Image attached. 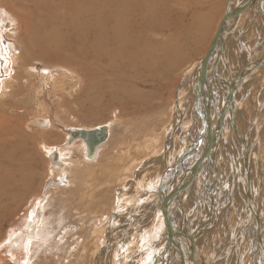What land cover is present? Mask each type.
<instances>
[{
    "label": "rangeland",
    "instance_id": "1",
    "mask_svg": "<svg viewBox=\"0 0 264 264\" xmlns=\"http://www.w3.org/2000/svg\"><path fill=\"white\" fill-rule=\"evenodd\" d=\"M18 1H20L21 6L27 7L28 11L20 13L19 17L15 18L16 16L12 17L11 12L17 10ZM18 1L14 2L15 5H11L8 0H0V81L9 79L15 73L19 76V80L17 79L19 82L14 81L11 83L13 89L10 93L11 85L4 95H1L0 92V116L7 123L5 129L11 130L14 127L16 129L14 133L8 136L4 133L6 139L3 142V147L10 158V162L4 159L5 153L0 150V172L11 167L13 171L22 177V180H25L28 175L34 177L28 189L16 193L17 198H8L9 212L6 217H0V264H26L27 259L29 264H101L105 258L110 261L109 264H130L135 255L137 258L143 252L137 236L141 237L140 241L150 250L149 264H161L164 260L167 261L166 257L172 245L164 239L166 236V234L164 236L165 227L164 221L162 226L160 224L159 208L156 207L154 212L151 210L150 216L146 214L149 217L143 215V209L146 212L148 210L145 208L152 206L153 196L147 195V197L138 199L139 201H130L132 189L128 185L133 184V181L138 180L137 176L143 173L154 176L156 172H159L162 165V162L159 163L160 156L164 155L170 149V146L171 150L174 148L172 145L175 144V141L171 142L170 145V142L167 144V139L169 140L170 136L177 131L179 118L177 119L175 103L180 82L183 80V74L202 59L214 35L217 23L227 10L229 0H200L204 5H202L204 8L200 9L198 15L202 20L198 24L199 32H201L200 50L197 52L192 51L194 48L191 49L188 52V57L177 64V69L169 73L163 95L164 102L158 103V101H155L152 108L149 105L131 115H128V112L115 101L109 105H105V103L101 105L96 95L89 89L90 57L87 53V34L74 40L65 35H58L56 30L51 33V27L39 26L37 23L38 11L44 14L45 5L56 0ZM240 1L237 0L235 3L237 4ZM215 3L216 6H214ZM191 5H193V2ZM57 6V11L67 12L71 19L73 15L70 10L60 11L64 6L62 0L57 1ZM172 9L168 29L178 24L175 19L177 16L181 15L183 21L189 22L195 15L182 10L179 5ZM255 9H249V12H244L236 19L228 22L227 28L230 30L226 28L224 34L223 57L218 60V70L224 81L229 79L230 82L236 76L242 68V64L246 61V56L256 59L262 50L264 22ZM12 24L16 29L13 33L8 34L6 31ZM75 28L74 24L69 25L70 34L73 33ZM158 28L162 31V28ZM28 35L31 40L28 39ZM178 36L179 32H174L171 35L172 42ZM150 38L156 42L159 40L157 34L152 35ZM26 45L33 50V54L28 56L30 58L26 66L32 67L31 73L24 72L26 67L19 69V62L14 63L15 58ZM246 49H250V51ZM6 60L9 61L7 64L9 74L5 73ZM227 67H229L228 70H226ZM44 72L46 73L44 74ZM62 72L65 75H62ZM56 74L57 76H55ZM53 76L56 79H53ZM48 77L51 79H48ZM212 82L215 81L212 79ZM54 84L57 86L54 87ZM217 84L220 85V83ZM236 94H238L236 106H239L236 112L238 123L241 120L238 117L240 108H243L240 111L242 110V115L245 114V119H248V121L253 120L256 112L261 109L260 103L262 101L263 110L260 112V117H258L260 121L259 129L256 128V130H259L258 145L261 153H255L252 150L251 173L253 176V172H255L257 176L256 178L252 177L251 194L254 203L256 202V210L260 213V225L263 229L262 236H264V66L257 71L254 77L247 80ZM41 120L49 123L46 129H41L37 125L31 127L33 122ZM195 122L193 120L191 123L192 131L195 128L193 124ZM108 124L111 126L109 132L107 131V139L100 145L102 147L98 154L94 155L95 159H88L86 153L83 155L84 151L81 145L83 141L75 139L69 143L67 142L70 130H93L94 128L108 127ZM182 126V130L189 128L185 122ZM29 127L31 128L29 129ZM230 132L229 130V135ZM232 132L235 135V131ZM187 137V135H184L185 139ZM248 137L246 139L250 141L251 136L248 135ZM152 138L156 140L153 141ZM148 141L149 143L152 142L153 146L146 149L145 143ZM223 143L224 141L220 145L221 158L218 162L221 166L218 176L221 177L220 183L222 184L220 185L224 187V196L226 195L227 201L230 199V195L234 194L232 195L234 199L236 198L234 208L238 209L241 205L242 209L240 212L232 211L231 204L226 203L227 214L224 213L223 216H220L221 213H218L220 215L216 220L217 224L212 223V229V226L209 225L211 222L207 221L208 217H212L211 212L209 216L205 215L203 213L205 211L203 210L204 207H202L206 206V203L208 206L211 205L210 197L207 195L211 187L208 188V183L199 177L197 183L199 189H193L189 192L190 199L187 198L188 195L186 194L187 200L185 203L188 204H185V208L182 207L183 209H178L179 211L172 209L171 215L174 217L171 216L172 223H175L174 228L177 227L178 223L186 227L185 223L191 218L190 216L198 213L197 220L199 224L201 226L203 223L209 225L207 229H211L203 233L202 237L199 236L194 245L196 250L199 249L197 253L205 264H227V262H229L228 264H235V262L236 264H252V260L254 264H262V262L264 264V252L258 254L257 252L260 249L253 243L255 225L251 223V220H253L252 215L247 212L245 191L239 186L244 185L243 181L247 180L244 165L241 163L243 162L241 147L239 149L237 144L232 143L229 148L230 156L236 153V157H234L233 164L226 165L225 159H223L225 153ZM40 144L45 148L41 147ZM67 144L71 145L68 146ZM240 144L243 146L241 141ZM138 145L139 147H137ZM49 148L54 149L56 152H58L57 150H65V148L69 152L71 151L72 155L69 162L63 163L58 160L61 164H53L49 154L46 153ZM249 170L250 168H248V172ZM240 172L243 173V176L245 175L244 179L237 178L236 175ZM211 173L209 181L213 182L215 176ZM230 173L236 180L233 190L232 188L229 189V179L232 178ZM123 176L124 178H121ZM213 188L216 189L217 187ZM198 194L205 196L201 198L203 199V205L197 202ZM220 195L217 197L216 194H213L211 197L217 211L221 209V203L219 208L215 205L218 204L216 201L221 200ZM241 197L245 201L244 205ZM37 203H39V206L36 205ZM85 205L89 207L86 206V208ZM198 205H200L201 210ZM1 206L0 203V208ZM131 208H136V210L132 213ZM32 212L34 215L33 222L29 220ZM177 212L179 217L176 215ZM179 212L183 214H179ZM138 213H142L141 218ZM188 215L189 217H187ZM186 217L188 220H186ZM61 220L64 221L61 222ZM124 225H129L130 231L125 232L123 230ZM192 228L193 223H190L184 230L190 232L193 230ZM150 229L152 230L150 238H143L142 236L146 237ZM94 230H97V235L91 237ZM244 230L246 231V234L244 233L246 239H244V234H240ZM129 232L130 235L125 236ZM120 236L123 238H120ZM162 237L163 240L160 241L159 239ZM248 237L251 238L250 242L247 240ZM108 238L112 246L109 247L107 255H105L104 246L107 245H104L103 241ZM131 239H134L136 246L139 245L137 249L140 248V252H137L135 246L130 243ZM239 239L243 240L238 241ZM24 243L30 247L29 257H25L24 253V256L18 253ZM239 252H241L240 256ZM253 252L257 254L253 255ZM97 257L99 258L97 259ZM83 259L84 261H82ZM214 259L215 261L211 263ZM77 261L79 262L77 263Z\"/></svg>",
    "mask_w": 264,
    "mask_h": 264
},
{
    "label": "bare ground",
    "instance_id": "2",
    "mask_svg": "<svg viewBox=\"0 0 264 264\" xmlns=\"http://www.w3.org/2000/svg\"><path fill=\"white\" fill-rule=\"evenodd\" d=\"M8 1L11 5H15L14 2H17L18 0H8ZM57 1L58 0L45 5V13L44 14H42L41 12L38 11V16L36 17L37 23L39 24V26L51 27V33H53L54 30H56L58 35H60V36L65 35L68 38L74 39V40H77L81 36L87 34V36H88L87 37L88 38L87 53H88V57H90L89 89L93 91V93L96 95L97 99L101 102V105L103 103H105V105H109L115 101L125 111L128 112V115L135 114L139 109L147 107L149 105L151 106L150 108H152L153 103L155 101H158V103L164 102L165 98L163 97V95H164L165 90H166V79L169 76V73L173 72L177 69V67H178L177 64H180L185 59V57H188V52L191 49L194 48L192 51H197V52H198V50H200L201 45H199V44H200V40H201L200 39L201 38V36H200L201 32H199L198 24L202 20H200V17L198 15L200 14V9L204 8L203 7L204 5L201 3L200 0H62L64 6L62 7L63 9H61L60 11L70 10V12L73 15L71 17V19L69 18L67 12L61 13V12L56 10V7H58ZM236 1L237 0H229V4H227L228 5L227 10L228 11L233 10L239 4H242V3L246 2L247 0H241L237 4L235 3ZM192 2H193V5H191ZM7 5H8V3H7ZM177 5H179V8H181L182 10L188 11L190 14H195V15L192 17L191 21H189L190 24L187 21H183V16H181V15L177 16L175 19H176L178 24H175L174 27L168 29L169 18L172 15V10H173L172 8L177 6ZM214 6H216V3L214 4ZM208 8H210V7H208ZM254 8H256V6L251 7L250 10L254 9ZM16 9L17 10H12V12H11L12 17L16 16L15 18H18L20 13H26L28 11L27 7L20 5V1H18L17 5H16ZM247 11L249 12V10H247ZM255 11L258 13L257 9H255ZM69 15H70V13H69ZM234 19H236V18L230 19V20L225 22L224 27H223L222 37L218 41L216 49H215L211 59L209 60V63L211 61L215 60L214 61V70H213V81L220 83L221 86L218 85L217 89L215 86L213 87L212 74H211L212 62L210 64L208 63L209 66H207V68H208L207 69V71H208V73H207V75H208V77H207L208 89L205 88V86H200L198 84L199 67H200L199 65H200L201 60L199 62H197L196 64H194L189 71H186L183 74V80L180 82L181 84L179 83L180 85L178 88L177 98H176V103H175V111L177 113V119L179 118L178 122H177V131H175V133L170 136L169 140L167 139V144H169V142H170V145H171V142L175 141L174 142L175 144L172 145L174 148L171 150V146H170V149H168L164 153V155L160 156L161 160L159 163L162 162V165H161V170H159V172H156L154 176L149 175L147 173H143L140 176L136 175L138 177L137 178L138 180H135V182L133 181V184L128 185L129 188L132 189L131 190L132 196L130 195V201H132V200L139 201L138 199L147 197V195L153 196L154 201H152V203H153L152 206H150L149 208H145L146 210H148L146 212H144V209H143V215H146V214L149 215L151 213L150 212L151 210H153V212H154L156 210V207H158L159 208V214H160V220H161L160 224L162 226L163 225L162 222L164 221L163 214H162V208H161V201H162L163 196H166L170 191L178 189L182 184L187 182L188 178L190 177V172H191L192 167L195 164H198L197 167H200L201 170L197 173L196 176H194L192 182L183 191L177 192L175 194V196L172 197V199H170L168 201V213H169L168 214V221L170 223V227L172 228V230L175 233H178L179 231H183L184 229H186L188 224L193 223V228H192L193 230H191V231L195 232L197 230V234L195 235L196 239L194 241V245H195V242L198 240L199 236L202 237L201 235L203 233H205L211 229L209 227H208L209 229H207V226L211 225L212 223L213 224L215 223V225L217 224L216 220H218L217 218L220 215L218 213H221L220 216H223L222 214H224V213L227 214L226 209H225V208H227L226 203L231 204V208H232L231 210L232 211L235 210V212H240V210L242 209L241 205L239 206L238 209L234 208L235 199H236V198L234 199V196H232L234 194L230 195L231 197L227 201L226 195L224 196V187H222V185H220V184H222V183H220L221 177L219 178L218 176L220 173L221 166L219 165L218 162H219V158H221L220 157L221 156V151H220L221 150V147H220L221 142L224 141L223 144H224L225 153L223 151V153H224L223 159H225L226 165L227 164L231 165V163L234 161V157H236V153L233 156H230L229 148L231 147V145L233 143V144H237L239 149L241 147V151H242L243 146L240 144L239 138L243 137V134L247 130L248 131L247 135H245V137H243L244 141L246 142L245 145H246L247 154H250L249 155V161H248V168H250V170H249V172L247 170L246 179L248 176V178L250 180V184H251L252 177L254 176L256 178V176H257V173H255V172H253L254 174L252 176V173H251L252 160L251 159H252V155H253L252 150H254L255 153L256 152H259V154L261 153V151H259L260 148L258 145V142H259L258 131L259 130H256V128L259 129L258 126H259L260 121L258 118L254 119V117H253V120L248 121V119L244 118L245 114L242 115L243 114L241 112L242 110L240 111V109H243V108H240L238 111V117H240L241 120L238 123V120L236 119V112L238 110L237 107H239V106L238 105L236 106V101H237V97H238V94H236V93L240 90V88L243 86V84L247 80H249L250 78H252L256 75L257 71L261 67L257 70H254L248 77H245L244 81H242V83L240 84V87L238 88V90L235 93L234 108H233L232 114H233V123H234L236 130H237L235 133L236 136L232 132V131H234V129L231 126L229 117L228 116L225 117L220 136L216 139L215 143L212 146L211 159L207 160L206 158H204L198 162V159L204 153L206 143H207V136L206 135H207V132L209 130L208 119L210 122V132H212L216 123H217L218 115L223 110V104L225 101V93L227 91V88L224 84L221 83V80H218V78H217V74H218L217 71H218V65H219L218 60L220 59V57H223V48H225L224 47V34L226 31L228 22H230ZM70 24H74L76 26V28L73 30L72 34H70V31L68 30ZM218 24L219 23H217L216 27L218 26ZM158 27L162 28V31ZM15 29H16V27L12 24V26H10L6 32L8 34H10V33H13L15 31ZM215 30H216V28H215ZM228 30H230V29H228ZM174 32H179V36L174 42H172L171 35ZM155 34H157L159 36V40L157 42L151 40V38H150L152 35H155ZM7 37H9V35H7ZM28 37H29L28 39L31 40L29 35H28ZM203 43H204V41H203ZM220 45H221L222 49L219 51ZM208 46H207V48H208ZM32 54H33L32 48L28 47L26 45V47L23 48V50L20 52V54L17 56V58H15L14 63L19 62V65H18L19 69H21L22 67L24 69L27 66V64L29 63L30 57H28V56H31ZM254 60H255L254 58L249 56L246 64H248V63L251 64V63H253ZM8 62L6 60V63H5V68H6L5 73L6 74H9L8 70H7ZM30 70H33L32 67H26L24 72L31 73ZM240 72H241V70L238 71V73H240ZM45 73L46 72H44V74ZM48 73L50 74V72H48ZM63 74L64 73L62 72V75ZM52 75H53V73H52ZM55 76H57V74ZM4 77H6V76H4ZM18 77L19 76L16 75V73H15L14 76H11L9 79H2L0 81L1 82L0 83L1 84L0 85L1 86V91H0L1 95H4L5 93H7L6 90L10 87L11 83H13L14 81L19 82ZM51 78H52V76H51ZM51 78L48 77V79H51ZM53 79H56V78L54 77ZM215 82H214V84H216ZM18 85H17V87L20 86V85L19 86ZM56 86L54 84V87H56ZM12 89H13V85H11V89L9 90V93H10V91H12ZM198 92H200V93H198ZM197 93H198V96H197ZM210 96L212 99L210 98ZM209 98L211 100H209ZM208 104L210 107L209 117H207L205 110H204L205 106ZM261 104H262V101L260 103V108H261V109H259L260 112H262V110H263ZM123 109H121V110L123 111ZM260 115L261 114L259 113V117H260ZM235 119H236V121H235ZM193 120H195L196 122L193 123L195 128L192 131L191 123ZM184 122L186 123V126H188L189 128L182 130V127H183L182 124ZM45 123H46L45 120H41L38 122L35 121L31 124V127L33 125H35V126L37 125L41 129H46L47 125H45ZM193 124H192V126H193ZM5 126H7V123H5L3 118L0 116V143H1L0 150H3L5 153L4 159L6 161L10 162V158L8 157V154L3 147V142H5V139H6L4 137V133L6 134V136H8L9 134L14 133L16 129H15V127H14V129H11V130L5 129ZM110 126L111 125L108 124V132L110 130ZM199 126H200V131H199ZM31 127H29V129ZM16 128H18V126H16ZM94 129H96V128H94ZM76 130H79V129H76ZM203 130H204V133H203L201 140L199 142H196L199 134ZM229 130L231 131L230 135L228 134ZM26 131H28V130H26ZM184 135H187L188 137L185 139ZM248 135L251 136V139H250L251 143H249L250 141H248L246 139L248 137ZM176 138H177V140H176ZM248 139H249V137H248ZM152 140L154 141L156 139L152 138ZM228 141H229V143H228ZM40 145H41V147L43 146L42 144H40ZM67 145L69 146L71 144H67ZM81 145H82V150L84 151L83 152V155H84L86 153V146H85L84 142ZM142 145H143V143H142ZM152 146H153L152 142L149 143V141H148L145 143L146 149H149ZM191 146H193V147L190 148ZM101 147L102 146H99L96 149V152L94 154L95 156L98 154ZM137 147H139V145ZM187 149H189V150L187 151ZM8 150H10V149H8ZM57 151L58 152L54 151V149L52 150L51 148H49V149H47L46 153L50 155L51 153L56 152L58 155V160L62 161L63 163L69 162L70 156L72 155L70 153L71 151L69 152V150L66 148H65V150H57ZM225 154L228 158L225 156ZM241 163H243V162H241ZM229 167H232V166H229ZM240 167H242V166H240ZM12 172H13V175H12ZM210 172H212L211 174L215 176L213 178L216 179V181H214V179H213V182L209 181V176H211ZM233 172H235V171L233 170ZM230 174L232 175V173H230ZM222 175H223V172H222ZM236 176L240 180H241V178L242 179L245 178L244 177L245 175L243 176V173H241V172L238 173ZM33 177L34 176L28 175V177H26L25 180H22V177L20 175H18L15 171H13L11 169V167H8L7 169L0 172V203L2 204V206L0 208V217H6L8 212H9L8 209H9L10 205H8V203H7L8 198L9 199L11 197L17 198L18 196L16 195V193L23 192L24 190L28 189V187L31 185L30 182L33 179ZM199 177H201L204 182L208 183V188L211 187L209 189L211 192V197L213 194H216L217 197L221 194L220 195L221 200L216 201L218 204H215L219 208V205L221 203V209L219 211H217L216 208L214 207V209L211 212L209 209L210 206H208V204L206 203V206H202V207H204L203 210H205L207 212L206 213L205 211H203V213L205 215L209 216L210 212H211L212 217H210V218H212V219L209 220L211 222V223L208 222V223H210L209 225L203 223V225L201 226L197 220V218H198L197 217L198 213H197L194 216H190L191 218L189 220L187 219V217H189V215L186 217V220H188V221L185 220L186 221V223H185L186 227H183L182 224L178 223L177 227L174 228L175 223L173 224L172 220H171L172 209L174 208L175 210H178V209L185 208V204H186L185 202H186L187 198L190 199L189 198L190 197L189 192L192 191L193 189H199L197 187ZM121 178H124V176ZM182 178H183V181L181 182ZM129 179H130V177H129ZM127 180H128V178H127ZM229 182H230L229 183V185H230L229 189L232 188V190H233L234 184H236V180L233 178V175H232V178L229 179ZM243 182H244V185L242 184L239 186H241V189H244V191H245V182L246 181L244 180ZM160 185H161V189H162V193H163V194H161V196L158 194V189H159ZM202 186H201V188H202ZM236 186H238V185H236ZM206 187H207V185H206ZM213 187H217L218 189L217 188L215 189ZM220 187H221V189L219 190ZM258 188L260 189L261 187L259 186ZM237 189H239V188H237ZM225 190L227 191L226 187H225ZM219 192H220V194H219ZM186 194L188 195L187 198L185 197ZM228 194H230V193L228 192ZM240 196H238V197L240 198ZM191 197H193V196L191 195ZM202 197H205V196L199 195L198 201L197 200L196 201L200 202L203 205V203H202L203 199H201ZM213 198H214V196H213ZM199 200H202V201H199ZM241 200L243 201V198ZM147 203H149V202H147ZM239 203L241 204L240 201H239ZM244 203H245V201H243V205H244ZM255 203L253 201V206H254V209L256 210ZM36 205L39 206V203H37ZM194 205H195V203H194ZM200 205H198V207L201 210ZM86 206L87 205H85L84 207H86ZM87 207H89V206H87ZM198 207L196 206V208H198ZM37 208H39V207H37ZM131 209H132V213L136 210V208H131ZM254 209H253V211H254ZM77 212H79V211H77ZM257 213L260 217V213L258 211H257ZM104 214H105V212H104ZM138 214H140V218H141L142 213H138ZM179 214H183V213L179 212ZM186 214H188V213H186ZM237 214H239V213H237ZM148 215H146V216H148ZM176 215L178 216V212ZM225 217H226V215H225ZM91 218H93V217H91ZM200 219H202V218H200ZM227 219H225V220H227ZM29 220L31 222L34 221L33 212L31 214ZM42 220H43V218H42ZM253 220H254V218H253ZM253 220H251V223H252V225H255V220H254V223H253ZM63 221L61 220V222H63ZM204 225H205V227H204ZM211 226L213 229V225H211ZM29 228H30V226H29ZM237 228H236V230H237ZM130 229L131 228L129 225H124L123 230H125V232L130 231ZM96 231L97 230H94L92 232L91 237H94V235H97ZM191 231L190 232L188 231V233L191 234ZM164 232H165L164 233V236H165L166 231H164ZM245 232L246 231L244 230V232L243 233L241 232L240 234H244ZM151 233H152V230L150 229L147 232L146 237L145 236H142V237L149 239ZM245 234H244V239H246ZM129 235H130V232H129V234H126L125 236L128 237ZM262 235H263V229L261 228V236H260V240H259L260 243H259L256 240L255 231H254V236H253L254 241L253 240L252 241L260 249L257 252L258 254L259 253L262 254V252H264V250H263V248H264V236H262ZM247 236H248V234H247ZM249 237L247 238V240L250 242L251 238H249ZM120 238H123V237L120 236ZM239 238H240V236H239ZM134 239H131L130 243L135 246L137 252H140V248L137 249V247L139 245L136 246V244L134 243ZM140 239H141V237L137 236V240L139 241L140 245H142L143 250H141V251H143V252H141L140 255L137 254V255H139V256H137V258L135 255L134 258H132L130 264H149L150 250L148 247L143 245V243L140 241ZM164 239L169 244V240H168L167 235L165 236ZM178 239H179L178 240L179 242H177V240L175 238H173V241L171 244L172 246L170 248V252H169L168 256L166 257L167 261L164 260L161 264H180V258L181 257L183 258V264H193L192 259L189 255L187 246L185 245L186 241L181 236ZM159 240L160 241L163 240V237L160 238ZM240 240H243V239H239L238 241H240ZM241 242H243V241H241ZM103 243H104V245H107V246H104L105 255H107V251H108L109 247L112 246V244H110L109 238L106 241H103ZM244 244H246V243H244ZM248 244H246V245H248ZM229 248H230V246H229ZM238 248H240V247H238ZM194 249H195L196 255H197L200 263L205 264L204 260H202V258H200V255L197 253V251L199 249L196 250V247ZM18 253H20L21 256H24V254H25V257H29L30 247L24 243L22 245L21 249L18 250ZM209 253H211V252H209ZM236 253H237V251H236ZM240 253L241 252H239V256H240ZM243 253H246V252H243ZM243 253H242V255H243ZM257 253L253 252V255L257 254ZM74 255H76V254H74ZM244 256H246V255L244 254ZM246 257H248V256H246ZM98 258L99 257H97V259ZM73 259H75V258H73ZM253 259H255V258L253 257ZM221 260L223 261V259H221ZM71 261H70V263H71ZM82 261H84V259ZM214 261H215V259L213 261H211V263ZM78 262L79 261H77V263ZM81 263H83V262H81ZM109 263H110V261H108V259L106 260V258H105L104 262L101 264H109ZM228 263L229 262H227V264ZM251 263L254 264L253 260ZM26 264H29L28 259L26 260ZM72 264H74V263H72ZM235 264H236V262H235ZM238 264H240V263H238ZM262 264H263V262H262Z\"/></svg>",
    "mask_w": 264,
    "mask_h": 264
},
{
    "label": "water",
    "instance_id": "3",
    "mask_svg": "<svg viewBox=\"0 0 264 264\" xmlns=\"http://www.w3.org/2000/svg\"><path fill=\"white\" fill-rule=\"evenodd\" d=\"M256 6V9L264 21V0H247L246 2L239 4L237 7H235L233 10L230 11H225L222 19L220 20L218 26L216 27V30L214 32V35L209 43V46L202 57L200 61V67H199V76H198V84L200 86H205V88L208 89V83H207V66L209 63V60L211 59L218 41L222 37V32H223V27L226 21L236 18L240 15H242L244 12L249 10L251 7ZM221 45L219 46V51L221 50ZM264 66V44L262 46L261 52L258 54L257 58L253 61V63H248L245 65V67L242 68L241 72L239 75L234 77L230 82L226 81H221L222 84H224L227 88V91L225 93V101L223 104V110L222 112L218 115L217 123L213 129L212 132H210V122L208 119V127L209 130L207 132V143L206 147L204 150V153L201 155V157L198 159V162L201 161L202 159L206 158L207 160L211 159L212 155V146L215 143L216 139L220 136L221 129L224 123V118L229 117L230 123L232 128L234 129L236 133V128L233 123V108H234V96L238 88L240 87V84L242 81H244L245 77H248L254 70L259 69L260 67ZM200 93V92H198ZM197 93V96H198ZM198 98V97H197ZM211 98V96H210ZM209 98V100H211ZM205 113L207 117H209V112H210V107L209 104L205 106ZM260 111L258 110L256 112L255 118L257 119L259 117ZM45 125H48V122L46 121ZM48 127V126H47ZM107 131L108 127H100L96 128L93 130H70L69 135L67 137V142H71L75 139H79L84 142L86 146V155L88 159H92L94 157V154L96 152V149L106 141L107 139ZM204 130L199 134L198 139L196 142H199L203 136ZM240 141L243 143V150H242V160H243V165H244V170L247 173L248 170V161L249 157L246 151V146H245V141L243 137L239 138ZM191 146L190 148H192ZM189 149H187L188 151ZM50 160L53 164L59 165L60 163L58 162V155L56 152H53L49 155ZM198 164H195L190 172V177L188 178L187 182L182 184L178 189L170 191L166 196H163L162 201H161V208H162V214H163V219H164V227L166 231V235L169 240V244H172L173 238L179 242L178 238L181 236L185 241V245L187 246L189 255L192 259L193 264H201L200 261L198 260V257L196 255L195 249H194V241H195V235L197 234V230L191 234H189L186 230L184 231H179L178 233H175L172 228L170 227V223L168 221V201L172 199V197L175 196L177 192L183 191L193 180L194 176L197 175V173L201 170L200 167H197ZM216 181V179H214ZM207 188V187H206ZM208 189V188H207ZM158 194L161 196L162 189L161 185L158 189ZM245 195H246V204H247V210L248 212L252 215V217L255 220V236L257 242L260 240L261 236V225H260V217L257 213V211L254 209L253 206V199H252V194H251V184L250 180L247 176V180L245 182ZM208 196L210 197L211 200V205H210V211L214 209L213 206V199L211 198V192L208 191ZM254 209V211H253ZM209 221V218L207 219ZM177 237V238H176ZM260 243V242H259ZM262 245V244H261ZM264 250V248H263ZM180 264H183V258H180Z\"/></svg>",
    "mask_w": 264,
    "mask_h": 264
},
{
    "label": "crops",
    "instance_id": "4",
    "mask_svg": "<svg viewBox=\"0 0 264 264\" xmlns=\"http://www.w3.org/2000/svg\"><path fill=\"white\" fill-rule=\"evenodd\" d=\"M246 50H248V49H246ZM248 51H250V49H249ZM245 52H246V51H245ZM248 55H251V54H248ZM245 56H246V55H245ZM221 58H222V57H221ZM239 58H240V57H239ZM247 59H248V57L246 56V57H245V60H246V61L242 64V65H243L242 68L245 67L246 62H247ZM214 61H215V60L211 61V62H212V67H211L212 79H213ZM211 62H210V63H211ZM210 63H209V64H210ZM208 66H209V65H208ZM224 66H225V65H224ZM228 68H229V67H227V69H228ZM242 68H240V70H242ZM207 69H208V68H207ZM227 69H226V70H227ZM240 70H239V71H240ZM207 73H208V71H207ZM217 73H218V74H217V78H218V80H221V79H222V80L224 81V78L220 75L219 70L217 71ZM218 75H220V76H218ZM237 75H239V73H237L236 76H237ZM236 76H235V77H236ZM207 77H208V75H207ZM222 80H221V81H222ZM225 81H226V82H229V80H227V79H226ZM212 83H213V87L215 86L216 89H217L218 84H217V83L214 84V82H212ZM219 86H220V85H219ZM214 125H215V124H214ZM213 127H214V126H213ZM199 131H200V126H199ZM244 131H245V130H244ZM247 132H248V131L246 130L245 133H244V135H243V137H245V135H247ZM228 143H229V141H228ZM248 155H250V154H248Z\"/></svg>",
    "mask_w": 264,
    "mask_h": 264
}]
</instances>
